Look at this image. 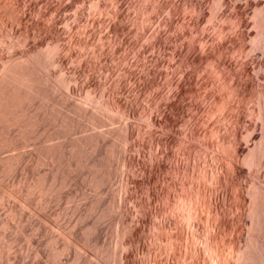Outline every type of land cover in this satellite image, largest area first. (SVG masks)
<instances>
[{
  "label": "rangeland",
  "instance_id": "rangeland-1",
  "mask_svg": "<svg viewBox=\"0 0 264 264\" xmlns=\"http://www.w3.org/2000/svg\"><path fill=\"white\" fill-rule=\"evenodd\" d=\"M41 1L36 7L27 4L32 11L24 5L28 17L31 11L35 18L14 20L13 36L3 35L10 34L11 22L0 29V65L10 56L19 62L27 52L38 57L40 73H52L50 83L56 88L50 104L62 110L68 104L80 106L83 111L70 114L83 128L45 140L57 125L29 127L26 147L2 153L7 163L0 162L3 187L26 188L31 179L45 175L50 181V159L35 161L40 149L57 150L77 139L104 141L96 152L91 145L84 148L81 163L72 167L58 192H35L0 204V264H216L217 256L221 264H234L237 248L252 238L264 239V209H259L261 222L251 216L254 192L264 198V0H99L98 7L92 5L95 0H50L55 6ZM54 7L60 8L61 19L53 13L50 17ZM41 13L47 16L43 19ZM55 46L62 63L44 68L45 53ZM85 111L98 118L95 124L83 116ZM126 134L131 141H125ZM125 152L133 155L136 169L122 167ZM97 154L103 168L96 175L107 174L105 183L99 178L90 182L96 178L91 157ZM11 155L14 172L5 174ZM199 171L205 174L206 209L196 208L189 218L178 204L186 194H196V185L194 190L188 186L190 180L197 183Z\"/></svg>",
  "mask_w": 264,
  "mask_h": 264
},
{
  "label": "bare ground",
  "instance_id": "bare-ground-1",
  "mask_svg": "<svg viewBox=\"0 0 264 264\" xmlns=\"http://www.w3.org/2000/svg\"><path fill=\"white\" fill-rule=\"evenodd\" d=\"M19 1L20 0H0V29L3 30V29H6V25H9L10 22H11V26L13 27V29H9L10 34L7 32H3L4 34L3 35H7V39H8V36H13L14 35V20L15 21H18V22H21L23 20H25L27 17H28V5H32L34 6L35 3H37L36 1H38L39 3V0H29V4L28 3V0L27 2H25V4L27 5V8L25 7L24 8V5L23 3H21L19 5ZM43 1V0H42ZM41 1V2H42ZM54 1V0H53ZM52 1V2H53ZM113 1V0H112ZM118 1V0H117ZM22 2H24L22 0ZM40 2V6L42 3ZM56 2V1H55ZM37 3V5H38ZM47 2H45L46 4ZM50 3V4H49ZM49 3H47L48 5H53L55 6L53 3L51 4V1L49 0ZM57 3V2H56ZM61 3V2H60ZM58 5V4H57ZM94 5L95 7H98L99 6V0H95L94 3L92 4ZM101 5V4H100ZM104 5V4H103ZM109 5V4H108ZM116 5V4H115ZM20 6H23V7H20ZM47 6V5H46ZM30 7V6H29ZM36 7V5L34 6ZM39 7V6H38ZM49 7V6H48ZM60 7V6H59ZM94 7V8H95ZM26 9L24 11V9ZM31 8V7H30ZM33 8V7H32ZM31 8V9H32ZM51 8V7H50ZM55 8V7H54ZM62 8V7H61ZM108 8V7H107ZM29 9V8H28ZM29 9V10H31ZM41 9V8H40ZM46 9V8H45ZM58 9V8H57ZM56 8L53 9V11L49 13V11H45V13H47V15H50V17L54 14V16L57 18V17H60V8L57 10ZM39 10V9H38ZM50 10V9H49ZM52 10V8H51ZM117 10V9H116ZM27 11V12H26ZM32 11V10H31ZM29 12V13H32L33 14V17L35 18L34 16V13L33 12ZM63 11V10H62ZM102 11V10H101ZM100 11V12H101ZM40 12H43V10H41ZM40 12H38L40 14ZM44 13L45 16H47L46 14ZM53 13V14H52ZM64 13V12H63ZM75 13V12H74ZM116 13V12H115ZM31 14V15H32ZM36 14V13H35ZM39 14H36V18L39 19ZM65 14V13H64ZM92 14V12H91ZM28 17V19L30 18V16ZM43 13H41L40 16H44ZM78 15V12L77 14ZM82 15V14H81ZM80 15V16H81ZM116 15V14H115ZM45 16L43 17V19L45 18ZM53 16V18H54ZM62 16V15H61ZM72 16V15H71ZM79 16V15H78ZM79 16V17H80ZM49 17V16H48ZM74 17V16H73ZM41 18V17H40ZM64 18V16H63ZM30 19H33V18H30ZM29 19V20H30ZM55 19V18H54ZM61 19V17H60ZM27 20V19H26ZM40 20V19H39ZM38 20V21H39ZM43 21V20H42ZM41 21V22H42ZM40 23V22H39ZM38 25V24H36ZM41 25V24H40ZM43 25V24H42ZM9 27V26H8ZM29 27V26H28ZM40 27V26H39ZM54 27V26H53ZM11 28V27H10ZM38 28V27H37ZM41 29V28H40ZM39 29V30H40ZM45 29V28H44ZM50 29V28H48ZM52 29V28H51ZM50 29V30H51ZM49 30V31H50ZM6 31V30H5ZM37 31V30H36ZM40 32V31H39ZM52 32V31H51ZM1 33V32H0ZM28 33V32H27ZM1 36H2V33H1ZM4 37V36H2ZM5 37V38H6ZM26 37H27V34H26ZM12 38V37H11ZM3 39L0 37V40ZM5 40V39H4ZM7 41V40H5ZM5 41H2V43H5ZM11 41V42H10ZM55 41V40H54ZM1 42V41H0ZM9 43V44H7ZM7 43H5V45L7 44L10 48H14V41L13 40H9ZM1 44V43H0ZM2 45V44H1ZM0 45V46H1ZM6 45V46H7ZM52 45V44H51ZM7 46V47H8ZM3 47V46H2ZM1 48V47H0ZM4 48V47H3ZM6 49V48H5ZM15 49V48H14ZM9 50V49H8ZM63 50V49H62ZM4 51V50H3ZM31 51V50H29ZM35 51V50H34ZM57 46L54 47V49L52 48L51 50H49L48 52L45 53V58H44V68H48L50 66H56L57 64H59L61 62V59H60V54L57 55ZM2 52V51H1ZM14 52V51H13ZM12 52V53H13ZM5 53V52H4ZM39 53V51H38ZM14 54V53H13ZM12 54V55H13ZM39 55V54H38ZM37 55V56H38ZM2 58V57H1ZM38 58V57H37ZM35 58V56H32L30 53H26L24 55H22V58L19 62H16L14 60V56H10L9 58H7V60H4L2 61L1 65H0V162H3V156H2V153L5 152V151H14L15 149L17 148H20V147H24L27 142L31 139L30 136L28 137L27 136V129H29V127H34V126H44L45 124H47L48 122H53L55 125L58 126V128H56L55 130H53L52 132H49L44 138L45 140H49V139H52L54 138L55 136L59 135V134H63V135H67L73 131H76L80 128H83V126L77 122L73 116L70 114L71 111L75 112V113H80L81 110L79 107H75L71 104H68L67 105V108L65 110H62L60 108H56L55 105H51L50 104V100H51V96H52V93L55 91V86L52 85L50 83V78L52 77V73H50L49 71L45 72V74H41L40 73V63H39V60ZM40 58V57H39ZM62 58V56H61ZM64 60V59H63ZM15 61V63H14ZM42 61V60H40ZM43 62V61H42ZM41 62V63H42ZM62 63V62H61ZM43 65V64H41ZM62 66V65H61ZM63 67V66H62ZM52 67H50L51 69ZM54 68V67H53ZM49 69V68H48ZM47 69V70H48ZM63 69V68H62ZM61 69V70H62ZM46 70V69H44ZM43 71V70H42ZM59 71V70H58ZM54 75V74H53ZM66 80V79H65ZM199 82V81H198ZM59 84V83H58ZM57 86V85H56ZM73 87V86H72ZM203 88V87H202ZM72 90V89H71ZM75 90V89H74ZM59 96V95H58ZM72 97V96H71ZM199 97V96H198ZM191 98V97H190ZM204 98V97H203ZM196 99V98H195ZM194 99V100H195ZM117 100V99H116ZM192 100V99H190ZM62 101V100H61ZM88 102V101H87ZM194 103H196L195 101H192ZM82 104V103H81ZM175 104V103H174ZM202 104V103H201ZM111 105V104H110ZM190 105V104H189ZM109 106V105H108ZM194 106V105H193ZM197 106V105H196ZM200 106V105H199ZM124 107V106H123ZM126 107V106H125ZM190 107V106H189ZM114 108V107H113ZM198 108V107H197ZM203 108V107H202ZM91 109V108H90ZM123 109V108H122ZM129 109V108H128ZM204 109V108H203ZM125 110V109H124ZM160 110V109H159ZM263 110V109H262ZM195 112V111H194ZM191 114V112H189ZM130 114V113H129ZM163 114V113H162ZM75 115V114H74ZM128 115V113H127ZM192 115V114H191ZM195 115V114H194ZM204 115V114H203ZM258 115V114H257ZM83 116L87 119V121L89 123H94L97 121V117H95L93 114H89L88 112H83ZM158 116V115H157ZM161 116V115H160ZM190 116V115H189ZM197 117V116H196ZM195 117V118H196ZM193 118V116H192ZM156 119V118H155ZM190 119V118H189ZM189 121V120H188ZM156 123V120L154 121ZM261 122V121H260ZM198 123V122H197ZM189 124V123H187ZM193 124V123H192ZM201 124V123H200ZM189 126V125H188ZM199 126V125H198ZM56 127V126H55ZM42 128V127H41ZM40 128V129H41ZM142 128V127H141ZM191 128V126H190ZM33 129V128H32ZM37 129V128H36ZM35 129V131H36ZM39 129V131H40ZM189 130V129H188ZM191 131V130H190ZM34 133V132H33ZM37 133V132H36ZM187 133V132H186ZM40 134V133H39ZM87 134V133H86ZM108 134V133H107ZM189 134V133H188ZM196 134V133H195ZM33 135V134H32ZM31 135V136H32ZM72 135V134H71ZM144 135V134H143ZM36 136V135H35ZM74 136V135H73ZM77 136V135H76ZM190 136V135H189ZM75 137V136H74ZM198 137V136H197ZM203 137V136H202ZM37 138V137H35ZM158 138V137H157ZM33 139V138H32ZM119 139V138H118ZM125 141L126 142H129L132 140V137L130 134H126L125 136ZM135 139V138H134ZM174 139V138H173ZM190 139H193L190 138ZM104 141V139H100L98 137L96 138H86V139H77V140H73L71 141L69 144H67V146H61L59 145L57 147V150H53L51 149L50 147L49 148H44L43 150L40 149V152L37 154V160H35L37 162V165L42 163L44 160V156H46L47 158L50 159V163H51V166L52 167V170H53V174L51 175V178H50V181H47L49 180L47 178V176H42L39 178L37 177V179H35L36 181L34 182L33 179H31L32 181L30 182H27V186L26 188H23L21 185H18L17 187L14 188L15 185H12L10 186L7 182V184L10 186L8 188H5L3 187V181H4V178L6 177H1L2 175H0V204H2L4 201H9L11 199H14V197L20 199V198H23L24 196H28L29 194H32V193H35V192H38L40 195L42 196H48L49 194H53L55 191H59V189L67 182L68 178L71 176V170H72V167L75 166V167H78L79 164L81 162L78 163L79 159L83 156L84 154V151H85V147L88 146V145H91L92 147H97L99 145V143L101 141ZM156 140V139H155ZM158 140V139H157ZM164 140V139H163ZM43 141V140H42ZM152 141V140H151ZM189 141V140H188ZM63 142V141H62ZM66 142V141H65ZM145 142V141H144ZM142 142V143H144ZM190 142V141H189ZM199 142V140H198ZM50 143V142H49ZM135 143V142H134ZM188 143V142H187ZM36 144V143H35ZM127 144V143H126ZM132 144V143H131ZM130 144V145H131ZM139 144V143H138ZM137 144V145H138ZM141 144V143H140ZM148 144V143H147ZM158 144H159V141H158ZM166 144V143H165ZM191 144V143H190ZM199 144V143H197ZM28 145V144H27ZM134 145V144H132ZM136 145V146H137ZM167 145V144H166ZM140 146V145H139ZM146 147V145H144ZM158 146V145H156ZM203 146V145H201ZM205 146V145H204ZM26 147V146H25ZM105 147V146H104ZM134 147V146H131V148ZM144 147V148H145ZM151 147V146H150ZM150 147L148 148L150 150ZM153 147V145H152ZM176 147V146H175ZM196 147V146H195ZM200 147V146H199ZM140 148V147H139ZM155 148V147H154ZM197 148V147H196ZM22 149V148H21ZM143 149V148H142ZM153 149V148H152ZM199 149V148H198ZM84 150V151H83ZM97 148L95 149V152H96ZM121 150V149H120ZM129 150V148H128ZM137 150V148H136ZM134 150V151H136ZM140 150V149H139ZM178 150V149H177ZM202 150V149H201ZM124 151V150H123ZM131 152H133L132 150H130ZM129 151V152H130ZM142 151V150H141ZM154 150H152L153 152ZM165 151V150H164ZM145 152V151H144ZM148 152V151H147ZM150 152V151H149ZM158 152V151H157ZM163 152V151H162ZM261 152L264 154V141L261 142ZM13 153V152H12ZM137 153V152H136ZM154 153V152H153ZM170 153V152H169ZM168 153V154H169ZM174 153V152H173ZM177 153V152H176ZM175 153V154H176ZM10 154V153H9ZM133 154V153H131ZM141 154V153H140ZM143 155L147 154V153H142ZM161 154V152L159 153ZM167 154V156H168ZM203 154V153H202ZM136 155V154H135ZM163 155V153H162ZM178 155V154H177ZM176 155V156H177ZM205 155V154H204ZM7 156V155H6ZM33 156V155H31ZM133 156V155H132ZM131 155H129V153L125 152L121 155V161H122V167L125 168V170H131L134 166L133 162V157ZM175 156V155H174ZM194 156V155H193ZM197 156V155H196ZM5 157V156H4ZM147 157V156H146ZM149 157V156H148ZM173 157V156H172ZM171 157V158H172ZM199 157V156H198ZM9 158H11L10 160L8 159L7 161L9 162V165L7 166L6 168V173L5 174H10V173H13L14 172V156H10ZM32 158V157H30ZM154 158V157H153ZM156 158V157H155ZM193 158V157H192ZM29 159V158H28ZM120 159V158H119ZM162 159V158H160ZM188 159V158H187ZM199 159V158H198ZM137 160H138V157H137ZM140 160V159H139ZM142 160V159H141ZM145 160L144 159V163H145ZM171 160V159H169ZM176 160V159H175ZM235 160V158H234ZM237 160V158H236ZM247 160V159H246ZM5 161V160H4ZM19 161V160H17ZM21 161V160H20ZM81 161V160H80ZM113 161V160H112ZM116 161V160H115ZM114 161V162H115ZM151 161V160H150ZM149 161V162H150ZM157 161V160H156ZM163 161V160H161ZM168 161V160H167ZM192 161V160H191ZM22 162V161H21ZM34 162V161H33ZM137 161H135L136 163ZM139 162V161H138ZM165 162V161H164ZM173 163V161H171ZM170 162V164H171ZM179 162V161H178ZM198 162V161H197ZM201 162V161H200ZM204 162V161H203ZM202 162V163H203ZM206 162V161H205ZM4 163V162H3ZM2 163V169L4 167V164H7L6 161L5 163L3 164ZM91 168L93 169V174L95 173V176L96 178H90L91 181H96L98 178H99V182L101 183H105L108 181V176L107 174H98L100 176H97L96 173L99 172V169L102 171V168H103V160H100L99 157H98V154L97 155H94L91 157ZM143 163V161H141V164ZM146 163H148L146 161ZM161 163V162H159ZM177 163V162H176ZM181 163V162H180ZM201 163V164H202ZM250 163V162H249ZM1 164V163H0ZM18 164V163H16ZM26 164V163H25ZM24 164V166H25ZM140 164V163H139ZM140 164V165H141ZM154 164V163H153ZM156 164V163H155ZM187 164V163H186ZM20 165V164H19ZM18 165V166H19ZM22 165V164H21ZM34 165V164H33ZM88 165V164H87ZM136 165V164H135ZM148 165V164H147ZM159 165V164H158ZM174 165V164H173ZM178 165V164H177ZM181 165V164H180ZM192 165V164H191ZM204 165V164H203ZM202 165V166H203ZM23 166V169L25 168ZM35 166V165H34ZM146 166V165H145ZM151 166V164L149 165ZM198 166V165H197ZM201 166V165H200ZM135 167V166H134ZM137 167H138V164H137ZM154 167V166H153ZM157 166H155V169H156ZM164 167H165V163H164ZM170 167V165L168 166ZM167 167V168H168ZM174 167V166H173ZM192 167V166H191ZM22 168V167H21ZM197 168V167H196ZM200 168V167H199ZM2 169H1V172H2ZM26 169V168H25ZM88 169V168H87ZM136 169V167H135ZM144 169V168H143ZM150 168H148L149 170ZM158 169V168H157ZM171 170V168H169ZM184 169V168H183ZM182 169V170H183ZM203 169V168H202ZM16 170V169H15ZM27 170V169H26ZM134 170V169H133ZM138 170V169H137ZM146 170V168H145ZM151 170V169H150ZM163 170V169H162ZM173 170V169H172ZM193 170V169H192ZM200 170V169H198ZM135 171V170H134ZM152 171V170H151ZM161 171V170H160ZM165 171V170H163ZM177 171V170H176ZM188 171V170H187ZM207 171V170H206ZM0 172V173H1ZM139 172V171H138ZM150 172V171H149ZM158 172V171H157ZM169 172V171H168ZM178 172V171H177ZM3 173V172H2ZM39 173V172H38ZM42 173V172H41ZM125 171H124V181L127 182V179H129L128 177V173L127 175H125ZM151 173V172H150ZM197 173V172H196ZM4 174V173H3ZM123 174V173H122ZM131 173H129V176H130ZM155 174V173H154ZM158 174V173H156ZM155 174V175H156ZM160 174V173H159ZM162 174V173H161ZM165 174V173H164ZM175 174V173H174ZM181 174V173H180ZM191 174V173H190ZM138 175V174H137ZM141 175V174H140ZM173 175V174H172ZM171 175V176H172ZM178 175V174H177ZM215 175V174H214ZM5 176V175H4ZM8 176V175H7ZM13 176V175H12ZM94 176V175H93ZM144 176V175H143ZM159 176V175H157ZM156 176V177H157ZM168 176V175H166ZM179 176V175H178ZM197 176V175H196ZM195 176V177H196ZM204 172L203 171H199L198 173V181L197 183H194V180L193 182L190 180V184L188 186V188L190 187L191 189L193 188L194 190V185H196L197 189L195 190L196 191V194L193 196H190V193L186 194L185 196V199H183L181 202H179L178 205H180L181 203V206L183 208L181 212H184L183 210H185L186 213H181L183 214L184 216H187L189 218H191L192 214L193 213H197V210L199 208L204 209L205 207V200H204V197H203V185H204ZM59 177H61V182L59 183ZM92 177V175H91ZM123 176H121L122 178ZM131 177V176H130ZM151 177V176H150ZM165 177V176H164ZM194 177V176H193ZM207 177V176H206ZM210 177V176H209ZM12 178V177H11ZM10 178V179H11ZM159 178V177H158ZM166 178V177H165ZM170 178V177H169ZM169 178H166L169 179ZM187 178V177H186ZM25 179V178H24ZM131 179V178H130ZM133 179V177H132ZM135 179V178H134ZM139 179V178H138ZM156 179V178H155ZM172 179V178H171ZM181 179V178H180ZM210 179V178H209ZM14 180V179H13ZM74 180V179H73ZM157 180V179H156ZM162 180V179H161ZM163 180H165L163 178ZM173 180V179H172ZM197 180V179H196ZM23 181V180H22ZM123 181V180H122ZM130 181V180H129ZM128 181V182H129ZM135 181V180H133ZM170 181V180H169ZM174 181V180H173ZM15 182V181H14ZM49 182V183H48ZM69 182V181H68ZM136 182V181H135ZM139 182V181H138ZM154 182V181H153ZM166 182V181H165ZM171 182V181H170ZM178 182V181H176ZM188 182V181H187ZM209 182V181H208ZM132 183V182H130ZM134 183V182H133ZM151 183V182H150ZM159 183V182H158ZM189 183V182H188ZM11 184V183H10ZM14 184V183H12ZM71 184V183H70ZM124 184V183H123ZM136 184V183H135ZM155 184H156V181H155ZM175 184V182H174ZM187 184V183H186ZM6 185V184H5ZM74 185V184H73ZM122 185V183H121ZM120 185V186H121ZM130 185V184H129ZM171 185V184H169ZM173 185V184H172ZM177 185V184H176ZM183 185V184H182ZM119 186V187H120ZM154 186V185H153ZM158 186V185H157ZM168 186V185H167ZM174 186V185H173ZM171 186V187H173ZM179 186V185H178ZM187 186V185H186ZM254 186V185H253ZM136 187V186H135ZM145 187H146V184H145ZM155 187V186H154ZM164 187V186H163ZM132 188V187H131ZM169 188V187H168ZM122 189V188H121ZM126 189V183L124 185V190ZM156 189V188H155ZM166 189V188H165ZM172 189V188H170ZM181 189V188H180ZM206 189V188H205ZM204 189V190H205ZM62 190V189H61ZM100 190V189H99ZM127 190V189H126ZM125 190V192H127ZM128 193L130 192V189L128 188ZM177 190V189H176ZM175 190V191H176ZM209 190V189H208ZM257 190V189H256ZM119 191V190H118ZM152 191V190H151ZM150 191V192H151ZM155 191V190H154ZM169 191V190H167ZM174 191V190H173ZM181 191V190H180ZM123 192V191H122ZM171 192V191H170ZM193 192V191H192ZM209 192V191H208ZM67 193V191H66ZM105 193V192H104ZM131 193V192H130ZM129 193V194H130ZM161 193V192H160ZM163 193V192H162ZM168 193V192H166ZM195 193V192H194ZM61 194V193H60ZM121 194V193H120ZM119 194V195H120ZM124 194V193H123ZM132 194V193H131ZM130 194V195H131ZM148 194V193H147ZM150 194V193H149ZM177 194V193H176ZM179 194V193H178ZM209 194V193H208ZM71 195V194H70ZM122 195V194H121ZM173 195V193H172ZM58 196V195H57ZM56 196V197H57ZM64 196V195H63ZM73 196V195H72ZM85 196V195H84ZM154 196V195H153ZM176 196V195H175ZM242 196V195H241ZM66 197V196H65ZM64 197V198H65ZM126 197V196H125ZM129 197V196H128ZM156 197V195H155ZM163 197H164V194H163ZM35 198V197H34ZM63 198V197H62ZM131 198V197H130ZM134 198V197H133ZM132 198V200H133ZM173 198V196H172ZM178 198V197H177ZM239 198V197H238ZM27 199V198H26ZM43 199V198H42ZM60 199V198H59ZM125 199V198H124ZM152 199V198H151ZM157 199V198H156ZM166 199V198H165ZM168 199V198H167ZM170 199V198H169ZM181 199V198H180ZM209 199V198H208ZM241 199V198H240ZM17 200V199H16ZM53 200V199H52ZM135 200V199H134ZM137 200V198H136ZM144 200V199H143ZM146 200V199H145ZM149 200V198L147 199ZM173 199H171L172 201ZM175 200V198H174ZM12 201V200H11ZM20 201V200H19ZM22 201V199H21ZM56 201V200H54ZM124 201V200H123ZM127 201V200H126ZM126 201H124V203H126ZM155 201V199H154ZM168 201V200H167ZM178 201V200H177ZM241 201V200H240ZM252 201H253V206H252V209H251V216L257 220V222H261L260 220V211L259 209L260 208H263L264 209V198L261 194H259L258 192H254L253 194V197H252ZM13 202V201H12ZM18 202V201H17ZM26 202V201H25ZM33 202V201H32ZM52 202V201H51ZM92 202V201H91ZM135 202V201H134ZM153 202V201H152ZM208 202V201H207ZM249 202V201H248ZM5 203V202H4ZM21 203V202H20ZM29 203V202H28ZM121 203V202H120ZM119 203V204H120ZM122 203V204H124ZM143 203V202H142ZM146 203V202H144ZM158 203V202H157ZM164 203V202H163ZM9 204V203H8ZM14 204V203H12ZM31 204V203H30ZM93 204V203H92ZM114 204V203H113ZM159 204V203H158ZM157 204V205H158ZM172 204V202H171ZM240 204V203H239ZM7 205V204H6ZM25 205V204H24ZM27 205V204H26ZM50 205V204H49ZM90 205V204H89ZM128 204H126L127 206ZM147 205V204H146ZM21 206V205H20ZM28 206V205H27ZM125 206V205H124ZM122 206V208L124 207ZM150 206V205H149ZM163 206V205H162ZM165 206V205H164ZM174 206V205H173ZM208 206V205H207ZM247 206V205H246ZM22 207V206H21ZM47 207V206H46ZM209 207V206H208ZM41 208V207H40ZM48 208V207H47ZM165 208V207H164ZM197 208V210H196ZM10 214L12 216H14V208H13V205L11 206L10 205ZM155 209V208H154ZM159 209V208H158ZM157 209V210H158ZM176 209V208H175ZM179 208L176 209V211L178 210ZM206 209V208H205ZM204 209V210H205ZM125 210V208L123 209ZM122 210V211H123ZM129 210V209H128ZM160 210V209H159ZM168 210V209H167ZM193 210H196L195 212H193ZM127 211V209H126ZM143 211V210H142ZM163 211V210H161ZM208 211V210H206ZM112 212V211H111ZM157 212H160V211H157ZM165 212V211H164ZM170 212V211H169ZM168 212V213H169ZM180 212V211H179ZM178 212V213H179ZM124 213H127V212H124ZM154 213V212H153ZM156 213V211H155ZM162 213V212H161ZM167 213V212H166ZM171 213V212H170ZM199 213V212H198ZM201 213V212H200ZM247 213V212H246ZM82 214V213H81ZM132 214V213H131ZM145 214V213H144ZM158 215V213H156ZM156 215V216H157ZM170 215V214H169ZM172 215V214H171ZM200 215V214H199ZM207 215V214H206ZM10 216V215H9ZM144 216V215H143ZM173 216V215H172ZM175 216V215H174ZM198 216V215H197ZM201 216H203V214H201ZM130 217V216H129ZM158 217V216H157ZM165 217V220L166 219V216ZM171 217V216H170ZM169 217V218H170ZM179 217H182V216H179ZM193 217V216H192ZM10 218V217H8ZM131 218V217H130ZM142 218V217H141ZM184 218V217H183ZM146 218H144L145 220ZM185 219V218H184ZM121 220V219H120ZM154 220V219H153ZM172 220V219H171ZM175 220V219H174ZM180 220V219H179ZM11 221V220H10ZM125 221V220H123ZM191 221V219H190ZM201 221V220H200ZM5 222V221H4ZM127 222V221H126ZM152 222V221H151ZM165 222V221H164ZM173 222V221H172ZM171 222V223H172ZM176 222H177V219H176ZM182 222V221H181ZM131 223V222H130ZM161 223V221H160ZM179 223V222H177ZM205 223V222H204ZM7 224V223H6ZM159 224V223H158ZM158 224L156 225L158 227ZM191 224V223H190ZM196 224V223H194ZM4 225V224H3ZM161 225V224H160ZM160 225H159V228H160ZM170 225V224H169ZM185 225V223L183 224ZM183 225L181 226V229L183 227ZM188 225V223H187ZM206 225V224H205ZM132 226V225H131ZM166 226V225H165ZM168 226V225H167ZM166 226V227H167ZM189 227L193 226V223L192 225H188ZM126 227V226H125ZM162 227V226H161ZM164 227V228H166ZM170 227V226H169ZM175 227V226H174ZM185 227V226H184ZM197 227V226H196ZM7 228V227H6ZM171 228V227H170ZM206 228V227H204ZM121 229V228H119ZM169 229V228H168ZM187 229V228H186ZM191 229V228H189ZM126 230V229H125ZM174 230V229H173ZM204 230V229H203ZM74 231V230H73ZM165 231V230H164ZM188 230L186 231V234H189L187 233ZM195 232V231H193ZM73 233V232H72ZM167 233V232H166ZM185 233V232H184ZM79 234V233H78ZM136 234V233H135ZM164 234V233H162ZM172 234V233H171ZM174 234V233H173ZM181 234V233H180ZM186 234H182L183 235H186ZM198 234V233H197ZM77 235V234H76ZM165 235V234H164ZM247 235V234H246ZM169 236V235H168ZM181 236V237H182ZM188 236V235H187ZM186 236V237H187ZM132 237V235H131ZM135 237V235H134ZM162 237V236H161ZM79 238V237H78ZM194 238V237H193ZM199 238V237H198ZM134 239V238H133ZM136 239V238H135ZM163 239V237H162ZM179 239V238H178ZM186 239V238H185ZM95 240V238H94ZM124 240V239H123ZM159 240V239H158ZM170 240V239H169ZM175 240V239H174ZM177 240V239H176ZM249 240V239H248ZM131 241V240H130ZM125 242V241H124ZM163 242V241H162ZM168 242V241H167ZM245 242V241H244ZM160 243V242H159ZM175 243V242H174ZM180 243V242H178ZM189 243V242H188ZM11 244V243H10ZM124 244V243H123ZM130 244V243H129ZM177 244V243H175ZM187 244V243H186ZM185 244V245H186ZM179 245V244H178ZM177 245V246H178ZM238 245V244H237ZM167 246V245H166ZM176 247V246H175ZM184 247V246H183ZM207 247V245H206ZM211 247V246H210ZM178 248V247H177ZM204 248V247H203ZM213 248V247H212ZM211 248V249H212ZM174 249V248H172ZM185 250V248H184ZM221 250V249H220ZM237 250V251H236ZM235 251V254L234 255V259H235V262L234 264H264V239H261V238H252L246 245V247H243V248H237ZM182 251V250H181ZM189 251H190V248H189ZM187 251V253L189 252ZM202 251V250H201ZM229 251V250H228ZM179 252V251H178ZM186 252V251H185ZM198 252H200L198 250ZM204 252V251H203ZM177 253V252H175ZM180 253V252H179ZM201 253V252H200ZM211 253V252H210ZM217 253V252H216ZM125 254V253H124ZM173 254V253H172ZM185 254V253H184ZM197 254V253H196ZM207 254V253H206ZM204 254V255H206ZM229 254V253H228ZM234 254V253H233ZM127 255V254H126ZM174 255V254H173ZM181 255V254H180ZM187 255V254H186ZM203 255V254H202ZM203 255V256H204ZM222 255V254H221ZM124 256V255H123ZM184 256V255H183ZM182 256V257H183ZM190 256V255H189ZM198 256V255H197ZM220 256V255H219ZM226 256V255H225ZM224 255H222V260L224 259H227V258H224L225 257ZM231 256V255H230ZM233 256V255H232ZM176 257V256H175ZM174 257V259H175ZM179 257V256H178ZM181 257V259H182ZM199 257V256H198ZM215 257V256H214ZM205 258V257H204ZM210 258V257H209ZM188 259V258H187ZM194 259V258H193ZM202 259V258H201ZM215 259V263L216 264H221L220 262V259L219 257L217 256ZM123 260H126V258H124ZM176 260V259H175ZM208 260V259H207ZM233 260V259H232ZM181 261V260H180ZM178 261L177 264L180 262ZM187 261V260H186ZM189 261V260H188ZM192 261V260H191ZM202 261V260H201ZM213 261V260H212ZM231 261V260H230ZM182 262V261H181ZM214 262V261H213ZM226 262V261H225ZM125 263V262H124ZM123 262L121 264H124ZM127 263V262H126ZM186 263V262H185ZM188 263V262H187ZM190 263V262H189ZM188 263V264H189ZM211 263V262H210ZM224 263V262H222ZM183 264V263H181ZM191 264V263H190Z\"/></svg>",
  "mask_w": 264,
  "mask_h": 264
}]
</instances>
